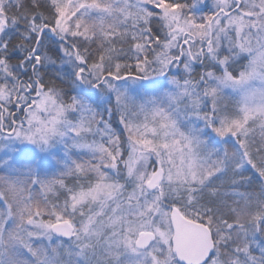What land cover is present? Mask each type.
<instances>
[{
  "label": "snow or ice",
  "instance_id": "snow-or-ice-1",
  "mask_svg": "<svg viewBox=\"0 0 264 264\" xmlns=\"http://www.w3.org/2000/svg\"><path fill=\"white\" fill-rule=\"evenodd\" d=\"M0 264H264V0H0Z\"/></svg>",
  "mask_w": 264,
  "mask_h": 264
}]
</instances>
